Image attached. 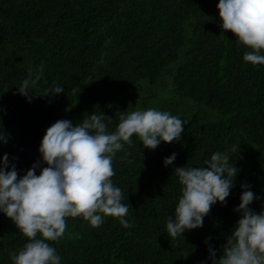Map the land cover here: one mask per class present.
<instances>
[{
    "label": "trees",
    "instance_id": "1",
    "mask_svg": "<svg viewBox=\"0 0 264 264\" xmlns=\"http://www.w3.org/2000/svg\"><path fill=\"white\" fill-rule=\"evenodd\" d=\"M217 2L0 0V124L10 133L0 155L8 153L18 175L38 159L44 130L57 119L79 123L101 111L114 131L117 112H129L142 91L158 95L152 87L174 101L161 103L163 110L185 121L180 141H161L151 151L134 134L115 153L111 180L133 226L112 216L98 227L65 218L64 235L48 241L61 264H200L208 256L206 237L220 254L238 218L242 182L261 196L250 207L264 204V65L243 60L248 49L220 27ZM30 72L39 79L28 102L17 86ZM53 84L64 91L45 95ZM233 145L239 172L227 203L212 205L202 227L170 239L166 221L180 188L173 168L197 166ZM173 152V164L164 166ZM26 240L0 213V264H11L8 252Z\"/></svg>",
    "mask_w": 264,
    "mask_h": 264
},
{
    "label": "clouds",
    "instance_id": "2",
    "mask_svg": "<svg viewBox=\"0 0 264 264\" xmlns=\"http://www.w3.org/2000/svg\"><path fill=\"white\" fill-rule=\"evenodd\" d=\"M216 8L220 27L231 30L237 42L248 49L243 60L264 65V0H218ZM38 79L30 72L17 86L28 102L33 98L29 93H36L33 89ZM63 91L62 85L53 84L45 95L54 97ZM117 113L119 122L111 132L106 124L111 117L101 111L84 115L79 123L57 119L44 130L39 157L22 175L8 153L0 155V213L27 237L22 248L8 252L11 264H61V256L48 241L64 235L67 217L79 216L98 227L106 216H112L124 228L133 226L127 218L129 204L122 202V190L111 180L115 175L113 157L133 142L134 134L149 150L161 141H180L185 121L156 108ZM8 139L10 133L0 124V143ZM237 148L233 145L228 152L214 151L197 166L173 168L180 188L166 221L170 239L202 227L212 205L227 203L225 198L239 172L233 160ZM175 158L176 153H171L163 158V165H172ZM240 187L243 191L233 209L238 218L220 245V254L210 243L211 237H206L208 256L200 264H264V204L259 211L253 210L251 203L261 196L246 183Z\"/></svg>",
    "mask_w": 264,
    "mask_h": 264
},
{
    "label": "rangeland",
    "instance_id": "3",
    "mask_svg": "<svg viewBox=\"0 0 264 264\" xmlns=\"http://www.w3.org/2000/svg\"><path fill=\"white\" fill-rule=\"evenodd\" d=\"M168 87H170V83H167ZM152 89L158 94L154 97H152L153 95H151V93H153L151 90H147V91H142L138 94L136 100L134 101L135 104L134 107H129V111H131L130 108H136V109H147V108H156V109H160L163 110V108L161 107V103H163L164 101L167 102L169 105H173L174 101L170 100L167 98V96L161 92V91H156L157 89L155 87H152ZM129 104V103H128ZM132 105V104H129ZM128 105V106H129ZM192 115V111L191 114ZM153 151V150H151Z\"/></svg>",
    "mask_w": 264,
    "mask_h": 264
}]
</instances>
